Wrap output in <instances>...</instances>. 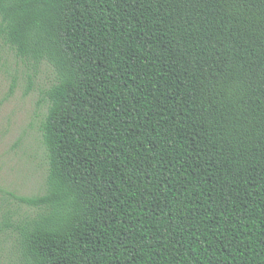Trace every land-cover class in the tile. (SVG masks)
Instances as JSON below:
<instances>
[{
	"label": "trees",
	"instance_id": "trees-1",
	"mask_svg": "<svg viewBox=\"0 0 264 264\" xmlns=\"http://www.w3.org/2000/svg\"><path fill=\"white\" fill-rule=\"evenodd\" d=\"M0 42L56 77L19 264H264V0H0Z\"/></svg>",
	"mask_w": 264,
	"mask_h": 264
},
{
	"label": "rangeland",
	"instance_id": "rangeland-1",
	"mask_svg": "<svg viewBox=\"0 0 264 264\" xmlns=\"http://www.w3.org/2000/svg\"><path fill=\"white\" fill-rule=\"evenodd\" d=\"M55 81L49 66L34 68L0 42V221L3 204L18 219L37 212L11 194L31 197L45 192L49 163L40 126L48 110L45 92ZM0 264H19L12 229L0 231Z\"/></svg>",
	"mask_w": 264,
	"mask_h": 264
}]
</instances>
